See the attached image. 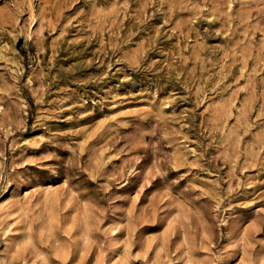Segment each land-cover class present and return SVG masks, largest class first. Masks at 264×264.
<instances>
[{
  "label": "rangeland",
  "instance_id": "rangeland-1",
  "mask_svg": "<svg viewBox=\"0 0 264 264\" xmlns=\"http://www.w3.org/2000/svg\"><path fill=\"white\" fill-rule=\"evenodd\" d=\"M0 264H264V0H0Z\"/></svg>",
  "mask_w": 264,
  "mask_h": 264
},
{
  "label": "bare ground",
  "instance_id": "bare-ground-1",
  "mask_svg": "<svg viewBox=\"0 0 264 264\" xmlns=\"http://www.w3.org/2000/svg\"><path fill=\"white\" fill-rule=\"evenodd\" d=\"M27 192H29V191H27ZM25 194H26V192H25Z\"/></svg>",
  "mask_w": 264,
  "mask_h": 264
}]
</instances>
